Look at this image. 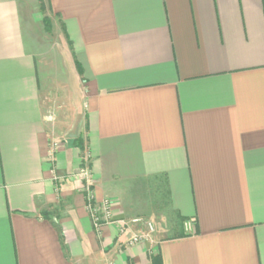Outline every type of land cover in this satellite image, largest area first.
<instances>
[{
	"label": "crops",
	"instance_id": "0c3cea01",
	"mask_svg": "<svg viewBox=\"0 0 264 264\" xmlns=\"http://www.w3.org/2000/svg\"><path fill=\"white\" fill-rule=\"evenodd\" d=\"M149 181L180 231L122 229ZM159 255L264 264V0H0V264Z\"/></svg>",
	"mask_w": 264,
	"mask_h": 264
},
{
	"label": "rangeland",
	"instance_id": "374dc122",
	"mask_svg": "<svg viewBox=\"0 0 264 264\" xmlns=\"http://www.w3.org/2000/svg\"><path fill=\"white\" fill-rule=\"evenodd\" d=\"M90 173V172H89ZM81 178H83L81 176ZM84 179V184H86V178ZM85 196L87 194V189H84ZM129 202L127 200L126 210L130 211V215L127 216L125 221H122V225H125L126 228L129 226V222H135V219H141L140 224L143 225L144 229L145 222H150L153 224V231L150 234H154L156 230L163 226L165 228L170 229L169 233L180 231V227L178 226L181 219L171 210L169 198L166 193V189L155 182L149 181L147 183L138 184L132 189H130V197ZM95 203L100 205L103 200L108 201L109 203H114V199L106 198L101 201H97L95 196ZM111 203V205H112ZM85 205L86 199H85ZM125 208V207H124ZM88 211V210H87ZM112 219L115 221V213L112 208ZM169 225H174L169 226ZM125 230V229H124ZM137 241L133 240V244Z\"/></svg>",
	"mask_w": 264,
	"mask_h": 264
},
{
	"label": "built area",
	"instance_id": "2783aa9c",
	"mask_svg": "<svg viewBox=\"0 0 264 264\" xmlns=\"http://www.w3.org/2000/svg\"><path fill=\"white\" fill-rule=\"evenodd\" d=\"M82 175H83V177L86 178V180L90 181V173L88 171L82 172ZM86 189H87V194L85 196L86 204H87L86 208H87L88 213L91 217L94 228L99 233L102 231L104 225H109V224H112L114 222L112 219V205H111V203H109L106 200H103L100 203V205H97L95 203L94 194H93L89 184H87ZM134 221L138 222V221H141V219H135ZM145 225L148 228V232L153 231V224L152 223L145 222ZM125 228H126V226L122 225V229H125ZM148 232L143 236H141V235L135 236L132 239V241L133 240L137 241L142 237L147 238L149 235Z\"/></svg>",
	"mask_w": 264,
	"mask_h": 264
},
{
	"label": "trees",
	"instance_id": "16d2710c",
	"mask_svg": "<svg viewBox=\"0 0 264 264\" xmlns=\"http://www.w3.org/2000/svg\"><path fill=\"white\" fill-rule=\"evenodd\" d=\"M49 23H47V25H48ZM153 264H162L161 263V256L159 255V256H155V257H153Z\"/></svg>",
	"mask_w": 264,
	"mask_h": 264
}]
</instances>
